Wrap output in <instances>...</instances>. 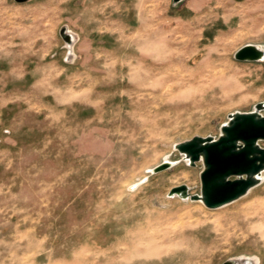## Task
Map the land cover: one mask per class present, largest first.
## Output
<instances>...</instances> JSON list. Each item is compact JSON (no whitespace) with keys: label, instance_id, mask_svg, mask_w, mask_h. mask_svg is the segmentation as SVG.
<instances>
[{"label":"rangeland","instance_id":"374dc122","mask_svg":"<svg viewBox=\"0 0 264 264\" xmlns=\"http://www.w3.org/2000/svg\"><path fill=\"white\" fill-rule=\"evenodd\" d=\"M249 44L264 0H0V264H264V181L217 209L168 196L201 194L176 144L264 103Z\"/></svg>","mask_w":264,"mask_h":264},{"label":"water","instance_id":"95a60500","mask_svg":"<svg viewBox=\"0 0 264 264\" xmlns=\"http://www.w3.org/2000/svg\"><path fill=\"white\" fill-rule=\"evenodd\" d=\"M23 4L30 0H15ZM184 0H174L179 4ZM60 36L69 47L76 37L66 27ZM239 62H263L264 49L257 45H245L235 53ZM264 103L255 106L252 112H236L229 115L228 122L220 128L218 138L195 136L174 146L182 161L191 167L203 162L200 174L201 194L192 195L186 185L174 187L168 193L173 198L201 201L208 209H217L246 196L261 184L264 172ZM178 163V162H177ZM165 160L152 170L153 174L166 171L177 164ZM223 264H253L249 259L228 260Z\"/></svg>","mask_w":264,"mask_h":264},{"label":"bare ground","instance_id":"6f19581e","mask_svg":"<svg viewBox=\"0 0 264 264\" xmlns=\"http://www.w3.org/2000/svg\"><path fill=\"white\" fill-rule=\"evenodd\" d=\"M252 23L255 25H258L261 21H262V18H252L251 19ZM70 32V31H69ZM71 33V32H70ZM73 36H75L73 33H72ZM72 47V46H71ZM260 47V46H259ZM262 49H264V47H260ZM178 76V75H177ZM261 180L262 182L264 181V172L262 173L261 175ZM261 182V183H262ZM264 205V203H263ZM258 219H260L262 222H264V213L260 214L258 216ZM239 223H247V220L246 219H241V220H238ZM262 235L264 236V233H262ZM158 240V237H149V236H146V235H137L134 239H133V242H136L138 243L139 245H143L146 250L149 249V246L151 244H153L154 242H156ZM138 251V250H137ZM147 252V251H146ZM141 253V251H138L136 253V255H139ZM251 258V257H250ZM253 264H259V259L256 257L255 258V262Z\"/></svg>","mask_w":264,"mask_h":264},{"label":"crops","instance_id":"0c3cea01","mask_svg":"<svg viewBox=\"0 0 264 264\" xmlns=\"http://www.w3.org/2000/svg\"><path fill=\"white\" fill-rule=\"evenodd\" d=\"M70 31V30H69ZM71 32V31H70ZM72 33V32H71ZM74 34V33H73ZM75 35V34H74Z\"/></svg>","mask_w":264,"mask_h":264}]
</instances>
